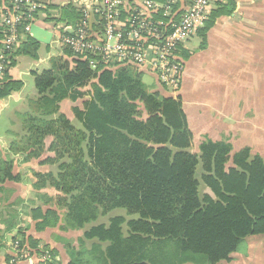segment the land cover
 <instances>
[{
	"label": "trees",
	"instance_id": "1",
	"mask_svg": "<svg viewBox=\"0 0 264 264\" xmlns=\"http://www.w3.org/2000/svg\"><path fill=\"white\" fill-rule=\"evenodd\" d=\"M174 11L179 16L184 8L178 12L175 3ZM78 19L76 14L69 25ZM38 48L28 37L12 54L0 101L23 86L9 75L15 56L35 58ZM63 53L70 61L53 58L48 69L31 73L37 95L21 115L23 135L7 152L28 160L42 154L49 137L52 156L40 164L65 159L57 175L35 173L56 192L38 195L44 207L29 210L36 229L53 220L61 231L81 230L117 209L135 216L89 227L78 239L81 249L68 247L69 264H218L229 261L245 238L264 235L261 160L250 161L248 150L230 156L225 142L205 141L198 154L191 153L192 134L178 98L149 93L132 66L92 70L89 57ZM65 102L73 104L69 118L61 111ZM12 164L0 155L1 182L16 180ZM200 185L209 194L200 196ZM23 215L9 213L4 231L17 232L20 247L39 257L44 251L34 250L36 242L20 228ZM85 241L92 242L89 249Z\"/></svg>",
	"mask_w": 264,
	"mask_h": 264
},
{
	"label": "crops",
	"instance_id": "2",
	"mask_svg": "<svg viewBox=\"0 0 264 264\" xmlns=\"http://www.w3.org/2000/svg\"><path fill=\"white\" fill-rule=\"evenodd\" d=\"M46 3L42 21L37 27L39 31L35 32L39 39H33L39 44L36 57L15 56L9 75L23 86L2 99L1 107L9 103L15 105L19 97L28 92V99H35L34 85L31 93L24 77H30L33 82L31 73L44 64L47 69L51 60L58 56L56 50L63 51L53 36V27L74 23L78 0H46ZM175 3L178 12L184 8V0H175ZM209 14V20L177 54L184 59V71L176 93L168 94L159 85L149 64L132 67V71L141 82L144 75L152 78L153 87L149 93L180 100L192 134L191 153L198 154L199 146L205 141L225 142L230 147V156L248 150L250 161L257 158L264 163V0L215 1ZM125 18L126 13L120 18L122 24ZM205 28L204 35L202 31ZM63 60L70 61L64 57ZM66 104L68 110L73 106ZM197 171L201 173L200 166ZM205 194H209L206 188ZM37 223L30 212L25 214L21 224L26 227L25 236L37 245L50 247L60 264H69L65 249L69 241L64 238L66 234L58 230L59 222L52 220L39 230L36 229ZM0 232L7 235L4 239L9 237L3 225H0ZM6 251L4 255L0 254V264H9ZM218 264H264V235L245 238L230 255L229 261Z\"/></svg>",
	"mask_w": 264,
	"mask_h": 264
},
{
	"label": "built area",
	"instance_id": "3",
	"mask_svg": "<svg viewBox=\"0 0 264 264\" xmlns=\"http://www.w3.org/2000/svg\"><path fill=\"white\" fill-rule=\"evenodd\" d=\"M215 1L220 0H184V11L177 16L175 0H78L76 24L53 27V36L63 49L89 57L92 70L149 64L159 85L174 94L184 71L177 54L208 21ZM46 6V0H0V80L12 54L32 38V28L42 21ZM13 246L18 264L27 251L19 241ZM57 261L47 251L39 256V264Z\"/></svg>",
	"mask_w": 264,
	"mask_h": 264
},
{
	"label": "rangeland",
	"instance_id": "4",
	"mask_svg": "<svg viewBox=\"0 0 264 264\" xmlns=\"http://www.w3.org/2000/svg\"><path fill=\"white\" fill-rule=\"evenodd\" d=\"M55 54L58 55L56 59L58 58L63 59V57L64 59L67 58L65 53H63V51H60L59 48L58 50H56ZM45 67L46 65L44 64L43 66H40L38 70H35V71L41 72L43 69L45 70ZM49 67L50 65L48 64L47 69ZM24 82L26 83L27 88L31 91V93H33L34 84L31 78L24 77ZM142 83L147 91H149V89L153 87V80L149 76H146V75L142 76ZM29 95H30V92L22 94L17 100V103L15 105H13V103L8 102L9 104H6L4 107L0 106V155L3 158L12 160L13 162L12 173L15 176H17L16 180L12 182L10 181L1 182L0 181V225L1 226L4 224L3 222L8 218L9 213H11L12 211L20 212L25 215L26 213L29 212L30 208H34L36 206L44 207L43 206L44 200L39 199L38 195L54 196L56 192L53 186L51 185V183L47 181V179L38 180L37 177L35 176V173H37L36 171L40 170V171L46 172V173L41 172V174L53 173V175H57L59 171V167H60L59 165L65 160V159L56 160L50 163L40 164L41 161L52 156V154L47 152L46 150L47 146L51 142V138L49 137H47L44 140L45 147L42 151V154H39L38 156H34L35 154H33V156L29 157V159L27 160V158L20 156V154L16 155L15 157H11V155H7V152L10 146L9 144L15 139H17L18 137H21L23 135L24 126L21 123V115L24 114L25 112H28V104H29L28 101L31 100V99H28ZM79 104L80 102L76 103L75 105H79ZM25 105L27 107H22ZM67 105L68 104L66 105L64 104L61 108V111L69 118L71 117V114H70V111H68ZM12 120L13 122L10 123ZM74 123L76 126H79V123H77L76 121H74ZM201 186L202 185H200V188H199L200 196L205 194V187L202 190ZM15 196H18V197H15ZM24 215L20 216V219H23ZM114 216L123 217L125 221H128L135 217V216H128L125 213V211L121 209H117V210L107 213L106 215L98 214V217L94 223L84 226V228L81 230H69L66 232L61 231L60 229L61 223L60 221H58L59 222L58 230L66 234L64 238L69 241V243L65 245L66 251H68L67 247H70V246L75 247L77 249H81L78 243V239L83 238L82 236H83L84 231L94 225L103 224L107 226L108 220ZM20 228L23 231V235L25 236L26 227L24 226L23 228V226L21 225ZM49 228L51 229L52 227H49ZM125 229L126 228H124V231ZM5 236L3 233L0 234V245L5 244L4 246H2V250L0 251V254L2 253L1 255H4V251L7 250L6 253L8 256L9 264H16L17 254L15 252L13 245H14L15 240L21 243V237L17 236V232L8 234L9 237H6V239H4ZM84 244H85L86 249H89L91 247L92 242L85 241ZM24 246L25 248L32 249V247H30L27 242H25ZM34 250H38V251L42 250V251H49V252L53 251L50 247L43 246V245H37V247H35ZM24 255L25 256L23 257V259L22 260L20 259L18 261V264H26L27 262L28 264H39V257L37 256L31 257L28 252L27 254H24ZM85 257L86 256H84V258ZM55 258L57 259V257Z\"/></svg>",
	"mask_w": 264,
	"mask_h": 264
},
{
	"label": "water",
	"instance_id": "5",
	"mask_svg": "<svg viewBox=\"0 0 264 264\" xmlns=\"http://www.w3.org/2000/svg\"><path fill=\"white\" fill-rule=\"evenodd\" d=\"M36 31H39V29L37 27H33L32 31H31V35H32V39H34V40H38L39 39V38L36 37V36H38V35L35 34Z\"/></svg>",
	"mask_w": 264,
	"mask_h": 264
}]
</instances>
